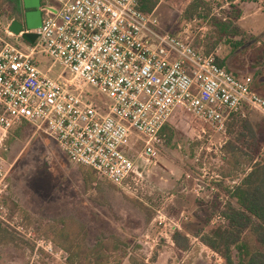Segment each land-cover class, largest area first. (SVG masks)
<instances>
[{
    "label": "built area",
    "instance_id": "1",
    "mask_svg": "<svg viewBox=\"0 0 264 264\" xmlns=\"http://www.w3.org/2000/svg\"><path fill=\"white\" fill-rule=\"evenodd\" d=\"M19 1L20 14L0 31V199L8 188L2 152L15 126H31L70 162L134 195L137 162H155L177 114L217 132L230 114L264 116L251 76H235L183 31L163 32L141 0H40L37 29L26 26ZM99 94L108 101H95Z\"/></svg>",
    "mask_w": 264,
    "mask_h": 264
},
{
    "label": "rangeland",
    "instance_id": "2",
    "mask_svg": "<svg viewBox=\"0 0 264 264\" xmlns=\"http://www.w3.org/2000/svg\"><path fill=\"white\" fill-rule=\"evenodd\" d=\"M192 1L156 0L153 10L161 30L183 31L195 46L219 58L234 44L237 16L245 17L240 21L244 25L257 23L258 35L241 32L247 48L231 58L227 70L238 77L233 67L251 74L253 90L264 98V0H204L187 17ZM20 12L19 0H0V31ZM221 21L230 25L226 33ZM253 66L257 71L251 70ZM94 100L108 101L101 94ZM181 116L164 130L155 162L148 167L137 162L141 175L134 195L67 160L52 139L38 136L31 126L13 127L2 152L8 188L0 199L5 208L0 209L5 218L0 226L11 230L17 242L0 247V264H68L66 252L51 241L50 227H62L60 222L88 245L111 236L126 242L121 264H131V255L149 264H223V258L199 238L224 222L220 215L228 199L224 190L242 179L243 160L251 156L264 161V116L251 110L230 114L218 132L188 114ZM244 120L255 130L258 147L244 131ZM228 142L239 149V157L227 153ZM175 231L187 236L188 249L175 245Z\"/></svg>",
    "mask_w": 264,
    "mask_h": 264
},
{
    "label": "trees",
    "instance_id": "3",
    "mask_svg": "<svg viewBox=\"0 0 264 264\" xmlns=\"http://www.w3.org/2000/svg\"><path fill=\"white\" fill-rule=\"evenodd\" d=\"M156 0H141L140 9L150 12L156 6ZM204 3V0H193L186 8V16L190 17L193 11ZM237 16L236 18H238ZM220 26L226 33L230 29L227 22L221 21ZM183 113L177 114L182 117ZM167 128L164 126L163 130ZM243 129L249 133V138L258 147L256 132L251 124L244 120ZM244 136V134H240ZM227 153L232 157H239V149L226 144ZM245 161L246 169L238 184L225 188L228 199L221 208L220 215L224 222L213 225L209 231L200 236V241L218 253L224 260L223 264H264V161ZM233 161V162H232ZM242 160H228L229 163H240ZM91 169V168H90ZM94 173L95 171L91 169ZM63 226L51 225L54 234L52 242L62 248L66 254L68 264H121L126 242L111 236L97 240L88 245L76 233L67 232ZM173 241L180 250L189 247L187 236L175 231ZM17 242L13 232L0 226V247L9 246ZM131 264H149L139 255H131Z\"/></svg>",
    "mask_w": 264,
    "mask_h": 264
},
{
    "label": "crops",
    "instance_id": "4",
    "mask_svg": "<svg viewBox=\"0 0 264 264\" xmlns=\"http://www.w3.org/2000/svg\"><path fill=\"white\" fill-rule=\"evenodd\" d=\"M228 1L229 2H234L236 0H228ZM244 18L245 17H243V16L240 15V17H238L236 19V22L235 23L233 22L234 25H236V27H238L237 28L238 31H237V29L234 31V34H233L234 36L232 38L233 41H234V44H232L230 51L229 52H225L222 55H219L218 56L219 58H216L217 63L219 65H221V66H224L226 69L227 68L230 69V66H231V58L234 55H237L239 53L244 52L246 50V48H247V45L248 44L244 43V41L241 39V32H242V34H243V31H246L248 33H253L254 35L255 34L256 35L259 34V31L260 30H259V25L257 23H249V24H246V25H244L243 23H240V21L244 20ZM248 22H250V21H248ZM239 33H240V35H239ZM233 69L235 70L234 72L237 73L239 76L241 75V77L242 76H251L252 77V75L246 73L244 69H240L239 67H233ZM257 69H258L257 66H253L251 68V70H253V71H257ZM253 85H254V81H252V88H253ZM238 114H243V113H238ZM163 132H164V130H163ZM67 160H69V159L67 158Z\"/></svg>",
    "mask_w": 264,
    "mask_h": 264
},
{
    "label": "water",
    "instance_id": "5",
    "mask_svg": "<svg viewBox=\"0 0 264 264\" xmlns=\"http://www.w3.org/2000/svg\"><path fill=\"white\" fill-rule=\"evenodd\" d=\"M22 7L24 9V18L26 26L29 29H37L42 24V14L40 10L41 1L40 0H21ZM10 29L14 33H19L21 30V23L18 21H13V23L10 26ZM25 38L30 43H33L36 38V33H30L26 34Z\"/></svg>",
    "mask_w": 264,
    "mask_h": 264
}]
</instances>
